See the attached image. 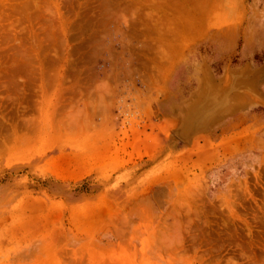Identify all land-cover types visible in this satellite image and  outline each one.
<instances>
[{"label": "rangeland", "instance_id": "1", "mask_svg": "<svg viewBox=\"0 0 264 264\" xmlns=\"http://www.w3.org/2000/svg\"><path fill=\"white\" fill-rule=\"evenodd\" d=\"M0 264H264V0H0Z\"/></svg>", "mask_w": 264, "mask_h": 264}, {"label": "bare ground", "instance_id": "2", "mask_svg": "<svg viewBox=\"0 0 264 264\" xmlns=\"http://www.w3.org/2000/svg\"><path fill=\"white\" fill-rule=\"evenodd\" d=\"M87 110V109H86ZM83 118V117H82ZM211 242V241H210Z\"/></svg>", "mask_w": 264, "mask_h": 264}]
</instances>
